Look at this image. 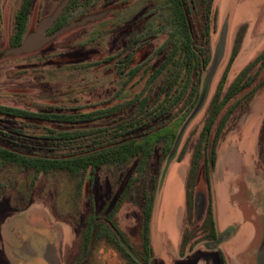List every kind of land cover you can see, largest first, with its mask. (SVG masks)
<instances>
[{
	"label": "rangeland",
	"instance_id": "obj_1",
	"mask_svg": "<svg viewBox=\"0 0 264 264\" xmlns=\"http://www.w3.org/2000/svg\"><path fill=\"white\" fill-rule=\"evenodd\" d=\"M70 1L34 0L24 47L18 49L10 40L23 0H0V105L67 115L124 107L112 116L73 125L0 117V146L52 158L114 142L151 141L156 146L140 172L131 157L99 167L92 184L88 172L72 175L0 163V264H144L142 210L153 189L151 264H264V87L223 130L210 170L220 247L194 244L202 241L199 228L208 204L205 161L195 158L204 155L208 144L203 128L215 113L217 95L223 100L239 74L264 52V0H214L211 62L203 72L199 100L191 110L181 103L169 111L159 94L171 66L145 88L153 71L181 47L169 0H80L65 28L51 32ZM189 9L193 27L200 29V0H189ZM136 66L148 75L141 72L129 80L128 72ZM142 93L150 109L127 105ZM157 106L160 110L153 112ZM221 116L212 127L210 146ZM132 123L136 126L129 127ZM63 132L82 137L66 143L59 138ZM132 176L138 179L126 190ZM91 202L100 225L115 204L123 203L117 222L129 238L132 257L105 234L94 233L82 260ZM186 237L193 240L183 246Z\"/></svg>",
	"mask_w": 264,
	"mask_h": 264
},
{
	"label": "trees",
	"instance_id": "obj_2",
	"mask_svg": "<svg viewBox=\"0 0 264 264\" xmlns=\"http://www.w3.org/2000/svg\"><path fill=\"white\" fill-rule=\"evenodd\" d=\"M79 3L80 0H72L50 31L57 32L65 27L69 22L71 13L78 8ZM200 3L203 7V20L201 28L197 29V27H193L190 19L191 13L189 9V0H169L170 21L174 26L175 34L178 36V42H180L181 47L179 51L171 52L166 61L159 68L153 71V73L149 76L145 87L148 89L164 73V71L171 66L167 82L162 87L159 94V101L163 96V101L167 104L164 108L166 111H169L181 103H184V106L188 107L187 110H191L194 106H196L200 97L203 72L211 62L210 23L214 0H200ZM33 6L34 0H23V3L16 15L15 33L10 40L11 47H19L22 45L29 30ZM240 44L241 37L239 36L235 46V54L238 52ZM128 59H132V54L129 55ZM141 72L143 73V77L148 75L147 70H143L142 66L132 68L128 72L129 80L135 79ZM262 87H264V52L256 57V59L247 65V67L239 74L238 78L226 92L223 100L220 98V94H218L213 101L215 113L213 116L209 117L203 128V135L206 137L208 144L206 143L205 145L204 155L201 156V154H196L195 157L198 161H200L203 157V160L205 161V178L208 198L205 218L199 228V233L202 234V241L196 240L194 242L195 245L205 244L206 242L215 243L219 240L214 201L211 192L212 177L210 170L215 167L217 162V146L223 130L239 111L238 109L246 108L248 103ZM236 98H241L242 100L237 101L235 104L228 107V105L232 104ZM241 101L244 102L245 107L241 105ZM127 105H137L139 110L143 111L150 109L147 98H143V93L138 94L134 99L130 100ZM121 107L123 108L124 106L113 107L89 114L67 115L40 114L0 105V117L24 121H49L59 124L73 125L79 122H92L100 118L112 116ZM159 107L160 106L155 107L153 112H158L160 110ZM221 114L222 116L218 122L213 143L210 146L209 139L212 127L219 120ZM135 126L136 124L134 123L133 126L132 123L129 127ZM129 127L126 126L125 129H128ZM119 134H121V132L117 131L115 135L120 136ZM81 137L82 133L79 132H63L59 135V138L66 143L77 141ZM155 146L156 142L151 141H147V143L142 145L137 144L136 141L114 142L112 144L103 145V147L93 148L90 152L85 154L60 158L25 155L13 152L0 146V163L1 165H7L11 162H16L31 169H39L44 172L56 170L67 171L72 175H79L81 173L88 172L89 184H92V177L99 167L114 164L116 162H125L131 157L137 159L138 162L136 163V167L137 171L140 172L143 168H145L148 158L153 155ZM166 146L164 157L169 154L173 144ZM137 179L138 176L136 178H134V176L130 177L126 190L131 189ZM155 201V190L153 189L151 193L146 194L142 210L143 220L141 236L144 251V264H151L148 257L152 254L150 236ZM122 204V202L115 204L106 218V224L100 225L98 223L100 218L95 215V205L91 202V216L87 225L88 230L85 232V236L82 241V260L86 259L88 256L90 247L89 241L94 233H98L97 235L105 234L107 238H110L117 244L122 252H127L130 255L132 246L129 242V238L122 231L117 222V215L120 212ZM188 205L190 212H192V208H190L192 205L191 199L188 200ZM190 238L186 237L184 239L183 246L189 244Z\"/></svg>",
	"mask_w": 264,
	"mask_h": 264
},
{
	"label": "water",
	"instance_id": "obj_3",
	"mask_svg": "<svg viewBox=\"0 0 264 264\" xmlns=\"http://www.w3.org/2000/svg\"><path fill=\"white\" fill-rule=\"evenodd\" d=\"M70 2H71V1H70ZM70 2H69V3H70ZM69 3H68V5H69ZM68 5H67V6H68ZM67 6H66L65 8H67ZM62 14H63V12H60V13H59V15H58V16L56 17V19L54 20L53 24H51L50 29L54 26V24L58 21V19L61 17ZM64 28H65V27H63L62 29H60V30L57 31V32L62 31ZM23 47H24V43H23L22 45H20L18 49H21V48H23ZM218 243H220L219 240H218L217 242H215L214 245L217 246Z\"/></svg>",
	"mask_w": 264,
	"mask_h": 264
},
{
	"label": "crops",
	"instance_id": "obj_4",
	"mask_svg": "<svg viewBox=\"0 0 264 264\" xmlns=\"http://www.w3.org/2000/svg\"><path fill=\"white\" fill-rule=\"evenodd\" d=\"M215 218H216V224H217V231H218V236H219V241H221V239H222V235H221V232H220V230L218 229V223H217V217H216V210H215ZM202 245H204V246H206V244H202ZM219 245V244H218ZM218 245L217 246H215V245H213V246H209V249H217L218 250V248L220 247H218ZM200 246V245H199ZM207 249H208V246H207Z\"/></svg>",
	"mask_w": 264,
	"mask_h": 264
}]
</instances>
